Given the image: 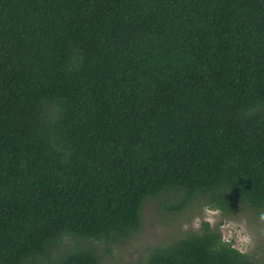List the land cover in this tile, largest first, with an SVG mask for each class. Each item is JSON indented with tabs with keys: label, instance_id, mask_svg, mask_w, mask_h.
<instances>
[{
	"label": "trees",
	"instance_id": "1",
	"mask_svg": "<svg viewBox=\"0 0 264 264\" xmlns=\"http://www.w3.org/2000/svg\"><path fill=\"white\" fill-rule=\"evenodd\" d=\"M264 211V0H0V264H102L145 206ZM145 264H254L206 223Z\"/></svg>",
	"mask_w": 264,
	"mask_h": 264
},
{
	"label": "rangeland",
	"instance_id": "2",
	"mask_svg": "<svg viewBox=\"0 0 264 264\" xmlns=\"http://www.w3.org/2000/svg\"><path fill=\"white\" fill-rule=\"evenodd\" d=\"M248 211H236L233 217L227 218L247 220L252 245L244 254L249 255L254 264H264V224L253 218V214ZM174 215L168 211H159L154 201L149 202L143 209L142 225L138 233L124 244L113 248L110 259L105 258L102 264H145V256L150 249L181 238L189 230L195 231L191 228V221L195 216L201 215V212L193 207L185 213ZM184 224L189 225L187 230L182 228Z\"/></svg>",
	"mask_w": 264,
	"mask_h": 264
},
{
	"label": "clouds",
	"instance_id": "3",
	"mask_svg": "<svg viewBox=\"0 0 264 264\" xmlns=\"http://www.w3.org/2000/svg\"><path fill=\"white\" fill-rule=\"evenodd\" d=\"M201 215L195 216L191 221V228L199 230L206 223L209 229H216L220 233V242L235 249L241 254L248 251L252 245V237L247 229L246 219L227 218L217 207L204 205L200 209ZM258 221L264 224V211L258 213ZM188 224L182 225L187 230Z\"/></svg>",
	"mask_w": 264,
	"mask_h": 264
}]
</instances>
